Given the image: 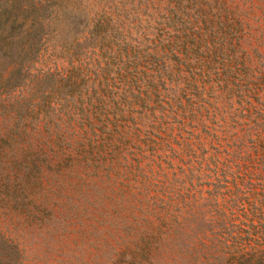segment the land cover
<instances>
[{"label": "rangeland", "instance_id": "rangeland-1", "mask_svg": "<svg viewBox=\"0 0 264 264\" xmlns=\"http://www.w3.org/2000/svg\"><path fill=\"white\" fill-rule=\"evenodd\" d=\"M124 1L115 18L167 57L165 84H36L1 60L0 231L27 264H148L214 226L237 189L232 155L256 156L264 0ZM251 133L264 146V127Z\"/></svg>", "mask_w": 264, "mask_h": 264}, {"label": "trees", "instance_id": "trees-1", "mask_svg": "<svg viewBox=\"0 0 264 264\" xmlns=\"http://www.w3.org/2000/svg\"><path fill=\"white\" fill-rule=\"evenodd\" d=\"M124 7V0H0V70L7 59L3 71L27 76L30 70L36 84H108L107 78L112 84H165L173 75L167 57L125 38L115 18ZM9 80L0 77V84ZM251 123L246 135L256 156L241 154L242 145L232 155L241 166L239 181L224 208L214 205L209 222L215 225L157 245L148 264H264V146L250 138L253 130L259 139L264 114L258 110ZM228 169L222 174L236 180ZM0 264H27L26 249L2 231Z\"/></svg>", "mask_w": 264, "mask_h": 264}]
</instances>
